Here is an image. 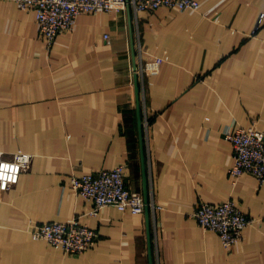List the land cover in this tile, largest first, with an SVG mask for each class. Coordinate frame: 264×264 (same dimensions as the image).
<instances>
[{
    "label": "crops",
    "instance_id": "0c3cea01",
    "mask_svg": "<svg viewBox=\"0 0 264 264\" xmlns=\"http://www.w3.org/2000/svg\"><path fill=\"white\" fill-rule=\"evenodd\" d=\"M197 1L81 13L47 47L33 10L0 0V151L32 154L0 190V264H264V181L231 182L224 137L264 130V0ZM123 163L128 188L146 187L147 210L91 213L69 176ZM222 199L251 220L229 249L188 215ZM75 216L97 233L77 254L28 231Z\"/></svg>",
    "mask_w": 264,
    "mask_h": 264
},
{
    "label": "built area",
    "instance_id": "2783aa9c",
    "mask_svg": "<svg viewBox=\"0 0 264 264\" xmlns=\"http://www.w3.org/2000/svg\"><path fill=\"white\" fill-rule=\"evenodd\" d=\"M23 10H33L37 36L47 47L55 37L71 30L81 13L120 11L130 7L134 12L151 11L160 6L182 11L197 10V0H12ZM263 18L261 14L256 23ZM107 38V35H105ZM224 137L232 147L233 162L227 172L232 183L243 174L254 176L261 184L264 181V130L252 123L248 127H238L234 131H224ZM32 154L20 150L4 153L0 151V190L14 185L22 171L29 168ZM126 164L111 169H101L94 173L70 175L71 188L92 202L95 213L105 205L131 213L144 210L141 193L130 190L125 183ZM189 217L203 229L215 231L225 249H229L241 238L243 228L251 221L231 199L216 203L200 202L189 213ZM33 239H44L53 247L77 254L89 247L97 233L75 216L68 222H34L28 227Z\"/></svg>",
    "mask_w": 264,
    "mask_h": 264
},
{
    "label": "water",
    "instance_id": "95a60500",
    "mask_svg": "<svg viewBox=\"0 0 264 264\" xmlns=\"http://www.w3.org/2000/svg\"><path fill=\"white\" fill-rule=\"evenodd\" d=\"M134 81H135L136 97H137L138 86H137V76H136V74H134ZM136 111H137L138 133H139V137L141 139L142 138V128H141V117H140V103H139L138 98L136 99ZM141 155H142V147H141ZM145 175H146L145 174V169L143 168V179H144V181H146ZM143 199H144V209L147 210L148 198H147L146 187L144 189Z\"/></svg>",
    "mask_w": 264,
    "mask_h": 264
},
{
    "label": "rangeland",
    "instance_id": "374dc122",
    "mask_svg": "<svg viewBox=\"0 0 264 264\" xmlns=\"http://www.w3.org/2000/svg\"><path fill=\"white\" fill-rule=\"evenodd\" d=\"M140 74H142V67L139 65V67H137V82L139 83L141 80H140V77H141V75ZM138 86H139V84H138ZM139 102H140V104H141V101H142V97H141V95L139 96Z\"/></svg>",
    "mask_w": 264,
    "mask_h": 264
}]
</instances>
